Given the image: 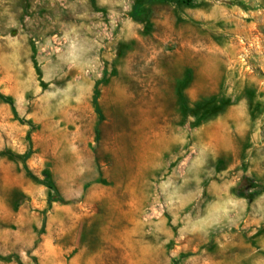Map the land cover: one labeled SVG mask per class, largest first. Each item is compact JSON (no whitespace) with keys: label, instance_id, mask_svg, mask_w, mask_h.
<instances>
[{"label":"rangeland","instance_id":"obj_1","mask_svg":"<svg viewBox=\"0 0 264 264\" xmlns=\"http://www.w3.org/2000/svg\"><path fill=\"white\" fill-rule=\"evenodd\" d=\"M0 95V264H264V0H0Z\"/></svg>","mask_w":264,"mask_h":264},{"label":"trees","instance_id":"obj_2","mask_svg":"<svg viewBox=\"0 0 264 264\" xmlns=\"http://www.w3.org/2000/svg\"><path fill=\"white\" fill-rule=\"evenodd\" d=\"M151 2H167L168 0H149ZM193 0H190L192 2ZM180 101H181V110L184 114L191 113L193 116L196 118L197 123H202L207 120L212 119L213 117L217 116L218 114L222 113L228 106L232 104L231 99L228 97H223L217 94H213L210 96H206L201 98L199 101H197L192 108L189 107L187 103V99L184 96V93L180 91ZM1 98L6 99L3 95H0ZM7 100V99H6ZM12 107L14 108V104L12 101H9ZM95 106L96 109L99 110L98 108V102L97 99L95 101ZM252 106V102H251ZM1 155H6L5 152H0ZM13 157H17L21 159L24 163L27 159L28 156H21V155H12ZM50 189L54 191L57 194V197H53L51 199L52 201H61L59 197V191L57 187L54 184L49 185ZM0 258L2 260L6 261H12L14 258L19 260V257L17 255H10V256H3L0 255Z\"/></svg>","mask_w":264,"mask_h":264}]
</instances>
